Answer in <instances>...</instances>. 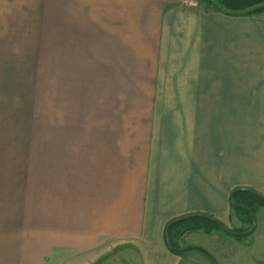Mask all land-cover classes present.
<instances>
[{
  "label": "crops",
  "instance_id": "0c3cea01",
  "mask_svg": "<svg viewBox=\"0 0 264 264\" xmlns=\"http://www.w3.org/2000/svg\"><path fill=\"white\" fill-rule=\"evenodd\" d=\"M21 1L0 0L1 117L7 109L2 64L10 62L7 53L11 52L14 64L12 47H21V13L26 9ZM187 2L35 0L29 13L33 30L46 40L49 29H58L61 45L71 47L70 53L79 63V70L71 74H48L58 78L54 88L59 100L68 92L66 80L77 82L74 91L81 102L76 109L80 118L72 117L79 123L71 125L106 120L100 117L112 109L114 95H140L120 102L132 105L147 96L149 80H159L160 87L161 81L173 79L176 98L168 109L188 111L190 128L164 138L136 136L140 140L128 154L118 152L117 144H112L117 141L100 135V130L58 134L54 141L61 144H56L58 150L41 160L46 162L47 189L48 184L55 185L50 176L54 165L60 192L56 191L62 200L52 214L48 204V215L39 219L45 222L40 227L43 232L35 233L42 229L28 224L39 222L29 216L36 194L31 189L23 200V225L10 230L42 237H32L35 247L24 251L36 257L33 264H39L48 252L77 253L79 264H91L101 256L103 244L120 239L138 251L144 264H178L180 258L164 240L169 222L203 214L223 224L229 218L232 190L250 186L264 194L246 184L241 172L246 142L261 141V132L255 128L262 127L264 112V11L234 17L206 1ZM136 79L144 82L131 85L122 81ZM116 80L117 86L112 85ZM87 100L88 109L84 107ZM17 104L18 100L10 114ZM164 142L173 144L160 145ZM259 175L264 177V172ZM4 221L1 215L0 264H7ZM159 255L163 261L158 260Z\"/></svg>",
  "mask_w": 264,
  "mask_h": 264
},
{
  "label": "rangeland",
  "instance_id": "374dc122",
  "mask_svg": "<svg viewBox=\"0 0 264 264\" xmlns=\"http://www.w3.org/2000/svg\"><path fill=\"white\" fill-rule=\"evenodd\" d=\"M259 1L264 2V0ZM21 2L22 6H26V9H23V13H21V47H12L16 51L15 68L12 62V52L10 55L7 53V60L10 59V62L2 64L5 70V102L7 109L3 117L0 115V216H5V259L7 264L36 263V257L29 256L24 251L35 247V239L33 238H42L33 236L35 233L43 232L40 227L45 222L40 223L39 219L46 218V215H48V204L52 214L56 210L55 204L62 200V195L59 194L60 190H58L59 186L57 187L58 180L54 175L56 172L53 171L54 165L51 167L50 176L53 175L52 180L55 185L53 186L50 183L51 185L48 184L47 189V184H45L46 167H44L46 165H44L45 161L42 162L43 160H41L43 157L46 158L47 155L49 157L53 156L52 154L58 150L57 143L54 142L57 141L56 136H59L58 134H69L70 130H75L74 134L100 130V135L112 136L110 141H117V143L112 144H117L118 152L128 154L127 152L134 146L133 143L140 140L136 136L148 135L151 139L153 136H163L164 138L181 133L178 132L180 129L189 130L190 128L188 111L181 112L168 109L173 108L172 105L176 98L173 93V79L161 81L160 87L158 86L159 80H149L147 96H144L142 102L135 101L132 105L128 102L127 104H123V102L121 104L120 102L126 97H136L137 99L141 96L131 94V96H126L119 88V92L122 93L114 95L116 101L111 105L112 109H106L108 111L100 117L106 120H99V123L94 125L85 122L81 127L71 125L73 122L79 123V121L75 122L73 118H80L76 115L78 104L81 103L74 91V88H77V82L76 80H66L68 92L64 94L63 100H59V94L54 88L58 78L49 77L48 74L61 72L71 74V72L79 70V63L74 61V57L70 53L72 51L69 49L71 47L66 46L65 48L61 45V32H58V29L56 31L49 29L46 40L43 37L40 38V35H38L40 32L33 30L32 27L35 24H30L31 14L29 13L31 8L35 6V0H22ZM38 21V24H41V21ZM39 43L47 44V47L37 45ZM20 52L21 56L19 55ZM82 81L87 82V80ZM122 81H127L132 85L131 82L139 84L143 80ZM116 82L117 80L111 84L117 86ZM15 86H17V89L14 88ZM122 86L126 87L125 85ZM15 99L18 100V104L12 113H16V117H12L9 109H11V106L12 108L16 107ZM88 103H90L88 100L84 103L85 108ZM261 114L263 125L255 128L261 132V141L246 142L245 168L241 172H243L246 184L260 188L264 192V177L259 175L264 172V112H261ZM248 137L250 135L247 134ZM106 140L109 141L108 137ZM103 142L105 141L103 140ZM172 144L173 142L168 144L164 142L160 145L169 147ZM57 145H61L59 141ZM46 151H50V155ZM40 162L42 163L40 164ZM79 175L84 177V174L80 173ZM31 178L33 181H31ZM247 187L250 188V186ZM31 189L36 190V194L33 196L29 208V216H31L30 220H39V222L32 223L29 221L28 224L38 227L42 231L33 234L30 231L21 235L12 234L10 230L13 226L21 228L23 225L21 220L22 210L24 209L23 200L30 196ZM249 200L256 220V228L250 235L231 237V235L213 226H204L205 224L201 223V219H198L200 222H197V219H190L187 220V223L183 222L184 224L181 223L172 230L170 240L174 246L173 248L200 247L211 255L216 264H264V203L253 198ZM229 213V218L222 225L231 232L242 233L251 227L246 214L243 212L230 207ZM193 222H197L196 225L200 229L188 233L186 229ZM207 229L209 231L205 233ZM56 253L53 255V252H48L39 264H79L77 253ZM100 255L91 264H144L138 251L122 239L111 240L103 244ZM177 256L180 258L178 264H210L209 259L203 253L193 249ZM158 260L163 261L164 257L159 255Z\"/></svg>",
  "mask_w": 264,
  "mask_h": 264
},
{
  "label": "water",
  "instance_id": "95a60500",
  "mask_svg": "<svg viewBox=\"0 0 264 264\" xmlns=\"http://www.w3.org/2000/svg\"><path fill=\"white\" fill-rule=\"evenodd\" d=\"M212 4V7H215L217 10H219L220 12L224 13V14H227V15H230V16H243V15H249V14H252L258 10H263L264 9V2L263 3H259L258 4H255L253 6H250V7H247V8H244V9H240V10H229L227 8H225L224 6H222L217 0H209ZM239 192H245V193H249L253 196L256 197V199H259L261 201L264 202V195L258 193L257 191L255 190H252L250 188H235L234 190L231 191L230 193V197H229V200L230 201V206H234L236 208H239L241 209L242 211L246 212L250 218H251V227L245 231V232H242V233H236V232H231V230H229L227 227H225L224 225H222L221 222L217 221L216 219L212 218L211 216H208V215H203V214H192V215H188V216H184V217H180V218H177L173 221H171L165 228V234H164V237H165V242L167 244V247L169 248L170 252H172L173 254L175 255H180L182 253H184L185 251L187 250H197V251H200L201 253H203L211 262L212 264H216V262H214L215 260L211 257V255H209L205 250H203L202 248L200 247H195V246H187V247H184L181 248V249H176V248H173L170 244V241L168 240L169 237H168V232H169V229L171 228V226H173L174 224L180 222V221H183V220H188V219H193V218H203V219H206V220H209L211 222H213L214 224H216L224 233L228 234V235H231L232 236H235V237H241V236H246V235H250L251 233H253V231L255 230L256 228V220H255V216L252 212H250V210L241 205V204H238L235 202L234 200V197L237 193Z\"/></svg>",
  "mask_w": 264,
  "mask_h": 264
},
{
  "label": "trees",
  "instance_id": "16d2710c",
  "mask_svg": "<svg viewBox=\"0 0 264 264\" xmlns=\"http://www.w3.org/2000/svg\"><path fill=\"white\" fill-rule=\"evenodd\" d=\"M222 6H224L225 8H227V9H229V10H240V9H244V8H247V7H250V6H253L254 4H259V3H261L262 1H259V0H217ZM210 6H212V4H211V2L208 0V1H206ZM264 11V9L263 10H258V11H256V12H254V13H259V12H263ZM254 13H252V14H254ZM250 15V14H249ZM250 198H253L254 200H258V201H260V202H262V203H264L263 201H261V200H259V199H256V197L255 196H253V195H251V194H249V193H245V192H239V193H237L236 195H235V197H234V200H235V202L236 203H238V204H241V205H243V206H245V207H247L249 210H250V212H252L253 214H254V210L252 209V207H251V205H250ZM231 207H233V208H235V209H237V210H239V211H241V212H243L244 214H246V216H247V218H248V220H249V223H251V218H250V216L246 213V212H244V211H242L241 209H239V208H236V207H234V206H232L231 205ZM193 219H201L202 220V222L201 223H204L205 225L204 226H213L214 228H217V229H219V230H221L216 224H214L213 222H211V221H209V220H206V219H203V218H193ZM192 219V220H193ZM190 219H188V221H189ZM183 222H186L187 223V220H183V221H180V222H178V223H176V224H174L173 226H171V228L169 229V232H168V237H169V241H170V244H171V246L172 247H174L173 246V244H172V241L170 240L171 239V233H172V230L175 228V226H178V225H180L181 223H183ZM192 222V221H191ZM197 222H200L199 220L197 221ZM197 222H193L192 224H191V226H188V228L186 229V231L187 232H190V231H192V230H196V229H198V228H200L199 226H197L196 225V223ZM170 223V222H169ZM168 223V224H169ZM167 224V225H168ZM184 224V223H183ZM209 230L207 229L206 230V233L208 232ZM222 231V230H221ZM245 231H247V230H245Z\"/></svg>",
  "mask_w": 264,
  "mask_h": 264
},
{
  "label": "built area",
  "instance_id": "2783aa9c",
  "mask_svg": "<svg viewBox=\"0 0 264 264\" xmlns=\"http://www.w3.org/2000/svg\"><path fill=\"white\" fill-rule=\"evenodd\" d=\"M197 0H188L189 5H194ZM200 1H208V0H200Z\"/></svg>",
  "mask_w": 264,
  "mask_h": 264
}]
</instances>
